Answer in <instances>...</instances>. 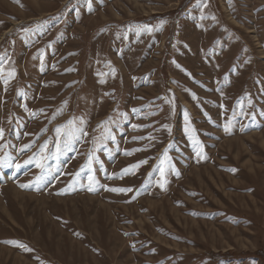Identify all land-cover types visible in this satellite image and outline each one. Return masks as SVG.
Returning a JSON list of instances; mask_svg holds the SVG:
<instances>
[{"label": "rangeland", "instance_id": "1", "mask_svg": "<svg viewBox=\"0 0 264 264\" xmlns=\"http://www.w3.org/2000/svg\"><path fill=\"white\" fill-rule=\"evenodd\" d=\"M90 3L0 0V264H264V0Z\"/></svg>", "mask_w": 264, "mask_h": 264}, {"label": "snow or ice", "instance_id": "2", "mask_svg": "<svg viewBox=\"0 0 264 264\" xmlns=\"http://www.w3.org/2000/svg\"><path fill=\"white\" fill-rule=\"evenodd\" d=\"M89 7H91L90 0H89ZM162 23H163V22H162ZM145 27L147 28V26H145ZM148 30L150 31L151 29H148ZM5 83H7V80L5 81ZM249 103H251V100H249ZM134 111H135V110H134ZM185 115H186V117H187V113H186ZM72 124H73V122H72V121H69V125H72ZM66 127H67V126H66ZM165 127H167V126H165ZM185 130H186V132L189 133V138L192 139V133H193L195 130L191 127L190 124H189L188 127H186ZM225 130L228 131L229 129L226 127ZM77 131H79V129H76V128H74V127H70V128L68 129V131H67L66 133H64V134L67 135V137H68V139L65 141V144H64V147H65L66 150L71 151V150H72V148H71L72 143H74L76 140L79 139V137L76 135V132H77ZM56 132H57L58 135H60V134H61V128L58 127V128L56 129ZM2 135H3V130L0 129V136H2ZM113 138H114V137H113ZM193 143L198 145L200 142H199L198 140H193ZM25 147H28V146L26 145ZM46 148H47V144H45V145L43 146V148H42L41 151H44ZM57 152L60 153L59 145H58V147H57ZM129 154H130V153H129ZM197 155H198V156H201V152H197ZM201 158H203V157H201ZM45 159H47V157H42L41 160L37 162V167L43 168V167H44V164H43L42 161L45 160ZM92 159H93V156H89V158H88V163H87V165H86V167H87L89 170H91V168H92ZM170 160H171V157H169V156L167 155V152H165V153H164V156L162 157V159H161V161H160L161 167L159 168L160 176H161V180L158 181V183L160 184V187H161V188H164V187H165V184H166V180L164 179V177H165V167H164V164H165L166 162H169ZM26 163H28V161H26ZM139 163H146V161L138 162V164H136V165H130V166H129V169H135V168H137V167L139 166ZM18 167H19V165H18ZM129 169H124V170H122V172H124L125 174H127L128 171H129ZM81 171H83V168L81 169ZM41 179H42V178H41ZM87 179H88V181H89L88 190H89V191H94L95 188L93 187V185L96 184V183H98V181L96 180L94 174L91 173V171H90V173H89ZM21 187H28V185H21ZM109 190H111V191H119V192H126V191H129V192H130V191H132L131 188H128V189H125V188H112V189H109ZM9 243H14V242H9Z\"/></svg>", "mask_w": 264, "mask_h": 264}]
</instances>
